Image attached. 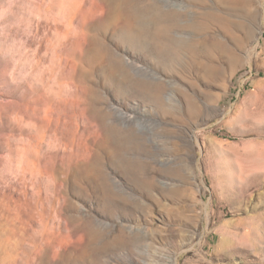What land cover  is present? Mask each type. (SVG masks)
I'll list each match as a JSON object with an SVG mask.
<instances>
[{
    "label": "rangeland",
    "instance_id": "374dc122",
    "mask_svg": "<svg viewBox=\"0 0 264 264\" xmlns=\"http://www.w3.org/2000/svg\"><path fill=\"white\" fill-rule=\"evenodd\" d=\"M0 264H264V0H0Z\"/></svg>",
    "mask_w": 264,
    "mask_h": 264
},
{
    "label": "bare ground",
    "instance_id": "6f19581e",
    "mask_svg": "<svg viewBox=\"0 0 264 264\" xmlns=\"http://www.w3.org/2000/svg\"><path fill=\"white\" fill-rule=\"evenodd\" d=\"M158 20V19H157ZM139 23V22H138ZM175 26V25H174ZM158 27V26H157ZM155 28V27H154Z\"/></svg>",
    "mask_w": 264,
    "mask_h": 264
}]
</instances>
